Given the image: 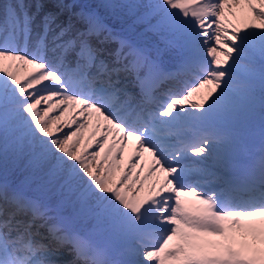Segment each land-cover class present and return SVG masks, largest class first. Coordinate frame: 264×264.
Wrapping results in <instances>:
<instances>
[{
  "label": "snow or ice",
  "instance_id": "1",
  "mask_svg": "<svg viewBox=\"0 0 264 264\" xmlns=\"http://www.w3.org/2000/svg\"><path fill=\"white\" fill-rule=\"evenodd\" d=\"M0 264H264V0H0Z\"/></svg>",
  "mask_w": 264,
  "mask_h": 264
},
{
  "label": "rangeland",
  "instance_id": "2",
  "mask_svg": "<svg viewBox=\"0 0 264 264\" xmlns=\"http://www.w3.org/2000/svg\"><path fill=\"white\" fill-rule=\"evenodd\" d=\"M174 91H179L180 89L177 87V88H174L173 89ZM194 100L196 99V97L193 98ZM90 132H91V129L89 130H86L84 133H83V137L86 139L89 135H90ZM99 138V137H98ZM90 150H94L93 149H90ZM131 154V151H130V148L129 149H126L125 151V159H127V157ZM138 170V169H137ZM186 199L188 200H191L192 198L191 197H187Z\"/></svg>",
  "mask_w": 264,
  "mask_h": 264
}]
</instances>
